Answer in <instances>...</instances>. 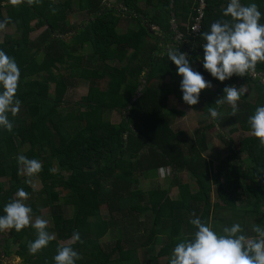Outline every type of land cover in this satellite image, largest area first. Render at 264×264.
Segmentation results:
<instances>
[{
    "label": "trees",
    "instance_id": "1",
    "mask_svg": "<svg viewBox=\"0 0 264 264\" xmlns=\"http://www.w3.org/2000/svg\"><path fill=\"white\" fill-rule=\"evenodd\" d=\"M115 1L121 5L120 11L108 7L103 0H39L33 5L25 0L18 6H13L10 0H0V6L11 5V16L7 19L2 17L0 8V22L7 21L6 27H14L21 35L16 41L7 38L0 44V50L15 59L21 74L17 90L20 112L15 117L9 114L14 124L11 132L0 128V180H7V187L0 181V215H4V206L15 198L20 188L29 193L27 205L32 208V216L39 215V208L46 204L54 206L59 201L57 188H60L67 192L73 212L70 218H65L53 207V229L63 241L70 240L76 231L80 233L83 243L72 244L80 257L75 264H151L138 259L137 248L125 249L121 239L104 251L97 241L107 234L112 223L107 219L92 221L99 215L101 204L107 206L109 215H149L151 224L141 247L153 248L162 238L160 249L151 257L158 264L159 258L169 256L178 242L194 233L196 229L189 223L192 213L219 232L221 225L218 224L219 228L211 217L213 209L222 206L232 213L231 221L235 218L245 226L242 221L247 216H256L257 208H264V146L253 136L242 139L238 143L239 152L246 155L250 166L237 162L217 167L211 188L210 164L202 158L206 151L204 135L189 142L185 151L178 141L170 140L172 131L167 121L166 99L173 96L181 103L183 94L178 89L182 77L177 75L167 52L175 49L187 53L191 64L198 55L203 58L202 34L210 31L212 23L227 19L220 8L223 0L206 1L200 33L194 39L188 36L186 25L194 15L195 0ZM83 3H87V20L76 29L69 24L68 17L74 7ZM253 3L264 10V0H253ZM141 4L144 8H153L154 12L149 15ZM47 11L52 12L49 19L45 18ZM122 17L129 25L123 34L118 32ZM32 23L37 27L47 26L33 42L25 38L35 32ZM151 28H157L161 36L150 31ZM70 32L73 36L68 43L62 38H53ZM149 40L155 45L149 44ZM86 47L93 52V60L90 58L85 67L79 68L77 55ZM108 62L126 64L118 68ZM145 71L142 81L138 80ZM194 71L215 85L212 92L203 91L202 111L210 115L208 108L217 109L220 116L213 121L219 129L237 127L241 133H250L248 119L258 105L242 103L232 116L231 110L223 112L222 105H216L215 101L224 95L226 86L251 84L255 90L264 91L260 83L264 78V63L257 64L254 73L258 77L253 80L248 75H234L220 82L202 66ZM93 81L105 82L106 87L93 88L91 97L82 103L67 104V90L75 82ZM49 85L55 86L52 95ZM112 112L121 115L120 123L112 124L106 119ZM228 153L234 160L235 154L230 148ZM19 154L42 163V171L34 176L45 194V199L39 200V208L35 202H29L35 190L19 172L16 160ZM166 168L171 174L190 176L196 195H191L186 183L176 185V199H169L158 187L145 193L134 188L136 174L145 176L148 171ZM227 177L235 191L241 190L243 183H249L244 189L242 206L236 204L235 194L222 188L220 179ZM107 183L110 191L104 188ZM211 193L216 199L214 203H211ZM259 215L264 219V209ZM9 233L13 243L18 244L15 254L23 264H34L33 259L37 264H55L57 249L63 247L53 240L33 255L28 244L36 239L35 230L28 227L20 232L11 229ZM130 239L124 241L132 245Z\"/></svg>",
    "mask_w": 264,
    "mask_h": 264
},
{
    "label": "clouds",
    "instance_id": "2",
    "mask_svg": "<svg viewBox=\"0 0 264 264\" xmlns=\"http://www.w3.org/2000/svg\"><path fill=\"white\" fill-rule=\"evenodd\" d=\"M24 2L10 0L13 6ZM26 2L33 5L39 0ZM223 16L227 19L212 23L210 31L202 34L203 68L220 82L234 75L244 77L252 74L258 63H264V24L260 23L258 5H244L241 0H230L223 10ZM6 24L7 21L0 22V31L6 28ZM167 56L176 66L177 75L182 77L180 91L183 102L189 106L197 105L202 91L212 87L211 82L193 70L187 53L171 49ZM20 76L15 59L0 50V128L8 132L14 127L9 114L15 117L21 108V101L17 98ZM241 88L226 86L224 95L215 101L216 105L227 103L231 115L235 116L239 110ZM208 111L213 119L219 118L220 113L216 108L210 107ZM248 124L251 136L264 146V106L256 108ZM16 160L20 174L29 178L42 171V163L37 159L19 154ZM25 183L31 184L32 180L27 179ZM28 199L29 193L23 188L16 191L15 198L4 206V215H0V232L11 229L20 232L28 227L34 228L36 239L28 244L29 252L34 255L46 248L55 239V234L48 231L47 219L36 217L33 221L32 208L26 204ZM191 215L189 223L196 230L189 238L176 244L169 264H264V224L253 223L252 235L245 234L239 222L224 226L217 232L212 224L203 222L195 213ZM77 242L83 243L78 231L71 236L70 244L57 249L55 264H75L80 257L72 244Z\"/></svg>",
    "mask_w": 264,
    "mask_h": 264
},
{
    "label": "rangeland",
    "instance_id": "3",
    "mask_svg": "<svg viewBox=\"0 0 264 264\" xmlns=\"http://www.w3.org/2000/svg\"><path fill=\"white\" fill-rule=\"evenodd\" d=\"M55 1V0H51ZM105 4L115 9L116 11H120L122 9L121 5L118 4L115 0H103ZM10 4H3L0 6L1 8V14L4 19H7L11 16L10 11ZM104 5L102 4V7ZM140 7H142L146 13L151 15L154 12L153 8L145 7L144 4H141ZM86 9H87V3H83L80 6L74 7L73 11L70 12L68 21L69 24L76 27V29L85 24L87 20L86 15ZM123 12V11H122ZM52 15V12L47 11L45 14V18L49 19ZM35 28V32L32 34H29L25 38L29 41L33 42L35 41L46 29L47 26L43 27H37L35 23L31 24ZM128 25V21L122 17V21L118 26V32L123 34L126 32ZM154 30V31H153ZM150 31H153L154 33L158 34L157 28H151ZM152 32V33H153ZM151 33V32H150ZM73 34L65 35L62 39L68 43ZM158 36L160 37L161 34L159 33ZM12 39L13 41H16L21 38V35L18 34L14 27H6L3 31H0V44L3 43L5 39ZM176 40V38H174ZM151 45H155L154 41H147ZM161 46V45H160ZM171 46V45H170ZM168 47V46H167ZM166 47V49H167ZM165 50V49H164ZM92 51L90 48H82L80 50V53L77 55V67H85L86 62L89 61L90 58H92ZM93 60V58L91 59ZM199 61L202 62L199 65ZM92 65H95V61H91ZM111 66H116L118 68L124 66L126 62L122 65H119L117 63L112 64L111 62L107 63ZM190 66L195 70L198 68V66H203V61H201V58L195 61L194 64H190ZM57 70V68L55 69ZM146 71L142 73L139 76L140 81L144 78ZM252 80L255 79L258 76H255L254 74L248 75ZM255 76V77H254ZM262 79V78H261ZM260 79V80H261ZM180 79L178 81V89L180 90ZM131 81V79H130ZM262 82V81H261ZM263 83V82H262ZM261 83V84H262ZM264 88V83L262 84ZM105 82H91V83H82L80 84L75 82V85L73 88L67 90L66 94V102L67 104H77L82 103L84 100H87L91 97V90L93 88H96L98 90L104 89ZM237 89L241 88V96H243V100H239L238 105L245 103L250 105H258V106H264V91L262 90H255L251 84L246 85H236ZM55 86L49 85V92L52 95L54 91ZM141 90V88H139ZM215 89V85L212 84V87L210 89H206L209 91H213ZM204 91V90H203ZM202 93L199 97V103L194 106H189L184 102H177L173 96H169L166 99L165 108L168 111L167 121L169 124V127L172 131V136L170 137V140L172 141H178L182 146L183 150L185 151L186 145L189 142L194 141L200 134L204 135L205 138V144H206V151L202 154V158L210 164L209 167V175H210V183L211 188L214 187V180H215V169L219 166L227 167L228 165H233V163L240 162L243 166H250L249 160L246 158V155L244 153L239 152L238 143L244 139L252 137L250 133H241L237 127H229V128H223L219 129L214 121L213 118L204 113L202 111L203 107V100H202ZM223 112L226 110H231L230 106L225 103L222 105ZM106 119L111 122L112 124H118L122 120L121 115L118 113L112 112L106 115ZM231 149L232 152L235 154L234 160L230 157L231 155L228 153V149ZM24 150V149H23ZM27 150V148L25 149ZM24 150V151H25ZM262 151H264V148H262ZM163 170V171H162ZM28 179L32 180V183L29 184L35 192L30 196L29 202H35L36 207H40L39 200L45 199L44 190L42 188V185L40 181L34 177L29 178L25 175H22ZM146 176V177H145ZM145 176L143 174H136L133 177V185L135 189H140L143 193L147 192L150 188H161V191H163L166 196L170 195L171 198L174 197L176 199L177 197V190L176 185L186 183L190 189L191 195H196V187L191 179L190 176H188L185 173H179L175 172L172 173L166 168L157 170L155 174L150 173V171L145 173ZM157 176V177H156ZM160 177V178H159ZM0 181H3L5 183V187H7V180L1 179ZM161 183V185H160ZM220 183L222 185V188L225 189V192L227 193H233L235 194V200L237 201V205H241L243 203V195H246V189L249 187V183H243V188L241 190L235 191L233 190V186L231 184V180H229V177L220 179ZM104 188L107 191H110V186L107 183V185H104ZM57 191L59 192V201L54 206H43L40 209L39 215L33 216V221L36 217H41L44 219H47L49 221L48 231L50 233L55 234V241L60 246H65L71 243V239L68 241H63L57 235L53 229V223H52V210L53 207L57 210H60L61 213L65 218H70L72 216L73 208L71 205V201L68 197V194L66 191L61 190L60 188H57ZM215 197L213 193H211V203H214ZM26 204H28V201H26ZM245 204V203H243ZM242 204V205H243ZM221 205V204H220ZM241 205V206H242ZM57 206V208H56ZM222 209V210H221ZM263 207H258L257 212L258 214L256 216H247L246 221H242L245 226H242L245 233H248V235H251V227L252 224L256 225H262L264 224V219L261 218L259 214L263 211ZM232 213L223 209L222 206H220V209H213L212 210V219H214L217 223V225H221V228L219 232L222 230V227L224 226H231L233 223L238 222L237 219L234 218L233 221H231ZM261 218V219H260ZM110 221L112 223V226L110 227L107 234L97 241L101 245L104 251L109 250L108 246L114 245L115 241L117 239H121L122 246L125 249H129L130 247H135L138 250L136 251L138 259L141 262L149 261L151 264H156L153 259H151L152 256H154L158 250L161 247L162 244V238L161 241L156 244L153 248L150 247H141V243L145 240L148 230L151 224V216L149 215H139V216H131V217H121L118 214L114 213L113 215H109L107 206L105 204L100 205V213L97 217L93 218L92 221H101L105 220ZM227 220H230L227 224ZM33 230H35L32 227H29ZM127 238H131L130 241H132V245L130 243H126L124 240ZM16 251H18V244L13 243L12 237L9 233V230H5L3 232H0V264H23L24 261L16 256ZM172 255V252L169 256H164L158 259V264H164L167 260H170ZM32 262L34 264H37L38 261L36 259H33Z\"/></svg>",
    "mask_w": 264,
    "mask_h": 264
},
{
    "label": "built area",
    "instance_id": "4",
    "mask_svg": "<svg viewBox=\"0 0 264 264\" xmlns=\"http://www.w3.org/2000/svg\"><path fill=\"white\" fill-rule=\"evenodd\" d=\"M206 1L207 0H195V6L192 9V11L194 12V15L190 17V20H189L190 23L186 25L188 36L193 39L196 38L200 33L201 20L203 17V11H204ZM261 81L264 83V78L260 80V83H262Z\"/></svg>",
    "mask_w": 264,
    "mask_h": 264
},
{
    "label": "crops",
    "instance_id": "5",
    "mask_svg": "<svg viewBox=\"0 0 264 264\" xmlns=\"http://www.w3.org/2000/svg\"><path fill=\"white\" fill-rule=\"evenodd\" d=\"M230 2V0H223V3H222V6H220V8L221 9H223L224 10V8H226V6H227V4ZM241 3L242 4H244V5H248V4H251V3H253V0H241ZM260 12H261V20H260V23H262V24H264V10H259ZM69 35L71 34V32L70 33H68ZM65 35H62V36H60V37H58V36H55V35H53V38H63ZM168 49V48H167ZM201 54L200 55H198V59L199 58H201ZM198 59H196V60H198ZM203 60V58H201V61ZM202 62H200L199 61V65L201 64ZM192 64H194V63H192ZM203 67V66H202ZM198 68H201V66H198ZM252 74H254L255 75V73H252ZM255 76H258L257 74L255 75ZM161 170V169H160ZM157 171V170H156ZM156 171H150V173H152V174H155V172ZM146 177V176H145ZM157 177V176H156ZM160 178V177H159ZM160 185H161V183H160ZM151 189V188H150ZM161 189V188H160ZM148 191H149V189H148ZM169 199H174V197L173 198H171L170 197V195H168L167 196ZM261 219V218H260Z\"/></svg>",
    "mask_w": 264,
    "mask_h": 264
},
{
    "label": "water",
    "instance_id": "6",
    "mask_svg": "<svg viewBox=\"0 0 264 264\" xmlns=\"http://www.w3.org/2000/svg\"><path fill=\"white\" fill-rule=\"evenodd\" d=\"M170 7H171V5H170ZM138 91H139V92H141V90H140V89H139Z\"/></svg>",
    "mask_w": 264,
    "mask_h": 264
}]
</instances>
